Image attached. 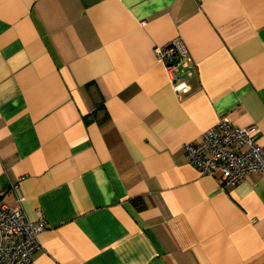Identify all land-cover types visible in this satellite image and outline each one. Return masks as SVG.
<instances>
[{
    "label": "crops",
    "instance_id": "crops-1",
    "mask_svg": "<svg viewBox=\"0 0 264 264\" xmlns=\"http://www.w3.org/2000/svg\"><path fill=\"white\" fill-rule=\"evenodd\" d=\"M178 37L174 85L154 47ZM223 115L264 144V0H0V199L45 222L29 264H264V171L184 150Z\"/></svg>",
    "mask_w": 264,
    "mask_h": 264
},
{
    "label": "built area",
    "instance_id": "built-area-1",
    "mask_svg": "<svg viewBox=\"0 0 264 264\" xmlns=\"http://www.w3.org/2000/svg\"><path fill=\"white\" fill-rule=\"evenodd\" d=\"M154 50L174 85L194 74L193 58L180 37L156 45ZM258 133L256 123L240 126L223 115L202 130L199 142H185L184 150L190 162L203 173L220 170L224 182L235 184L249 172L264 171V144L256 141ZM12 190L16 205L0 199V264H29L40 247L38 234L45 222L26 215L21 207L23 195L18 184H12Z\"/></svg>",
    "mask_w": 264,
    "mask_h": 264
}]
</instances>
